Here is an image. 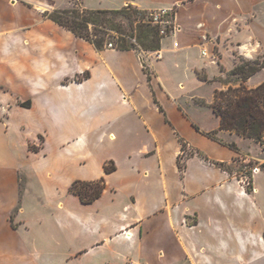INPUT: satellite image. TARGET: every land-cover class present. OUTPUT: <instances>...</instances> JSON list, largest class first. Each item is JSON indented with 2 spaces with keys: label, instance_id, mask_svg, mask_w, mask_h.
Here are the masks:
<instances>
[{
  "label": "crops",
  "instance_id": "obj_1",
  "mask_svg": "<svg viewBox=\"0 0 264 264\" xmlns=\"http://www.w3.org/2000/svg\"><path fill=\"white\" fill-rule=\"evenodd\" d=\"M78 1L173 8L175 30L144 64L43 15L69 0H0V264H264L263 230L231 216L252 197L235 176L244 138L210 134L220 119L198 76L213 75L202 50L217 39L246 58L264 47V0ZM100 177L90 203L69 191Z\"/></svg>",
  "mask_w": 264,
  "mask_h": 264
},
{
  "label": "trees",
  "instance_id": "obj_2",
  "mask_svg": "<svg viewBox=\"0 0 264 264\" xmlns=\"http://www.w3.org/2000/svg\"><path fill=\"white\" fill-rule=\"evenodd\" d=\"M43 15L69 29L76 36L87 39L98 49L105 45L108 34L106 28L120 29L123 22L130 31L117 36L115 41L117 48L137 49V44L145 50L160 48L162 36L159 35L157 27L147 21L148 11L130 4L116 9H92L73 2L71 7L46 10ZM132 38L136 43L131 41ZM262 68H264V58H240L228 71V74L233 76L234 83L229 84L225 89H215L213 100L209 105L220 119L219 130L233 131L244 138L262 143L264 140V80L250 88L244 84ZM144 69L149 76L148 67L144 65ZM198 76L207 80L205 75L198 73ZM200 102L204 103L203 100ZM20 104L29 106L30 101H22ZM226 144L236 147L234 142H226ZM179 158L178 166L181 169L183 164ZM203 159L221 167H227L224 162L213 161L207 157ZM114 168L111 161L104 164L106 173L113 171ZM104 188V178L100 177L89 181L75 180L70 185L69 191L77 195L82 203H90L101 195Z\"/></svg>",
  "mask_w": 264,
  "mask_h": 264
},
{
  "label": "rangeland",
  "instance_id": "obj_3",
  "mask_svg": "<svg viewBox=\"0 0 264 264\" xmlns=\"http://www.w3.org/2000/svg\"><path fill=\"white\" fill-rule=\"evenodd\" d=\"M70 4L68 7H71L73 2L80 4L78 0H69ZM149 11V10H147ZM108 32L106 36L105 45L107 42H113V45L116 46V38L119 35H122L126 32H129V28L125 25V22L122 23L120 29L119 28H106ZM125 31V32H123ZM217 44H215L210 49L204 48L206 50V54H202V57L205 58L206 66L213 67V75L210 76L205 69L199 70L198 73L200 75H205L207 80H204L208 83V87L213 89H225L229 84H233V76L228 74V71L239 61L240 58L244 59H253V58H264V47H261L257 44L256 41H253L254 47L249 46V48H245L244 51L251 50L252 52H257V55L253 58H246L241 48H239L236 44L229 42L224 39H217ZM160 49V48H159ZM158 50V49H157ZM151 54V57L157 58L154 56V52L156 50H147ZM223 56V57H222ZM159 58V57H158ZM264 80V68L260 71L252 75L248 78L244 84L248 87L250 83L253 82H261ZM198 102L201 100L204 101L203 104H207V102L203 98L196 99ZM223 131V132H222ZM212 130L210 134L213 136L223 139L226 142H231L230 136L228 133H235L229 130ZM219 133V134H218ZM237 134V133H236ZM239 135V134H238ZM244 138V137H243ZM38 144H41L40 139L38 140ZM242 148L244 149V153L241 157L236 160L235 164V176L236 182L239 186H242L246 193L250 194L252 197L250 200H247V207L245 210L239 211L237 208L232 211V218L235 219V224L244 223L245 226H249L251 230H263L261 233L262 238L264 239V140L262 143L255 142L252 139L244 138L241 143ZM32 148L36 147L34 144H30ZM17 152V151H16ZM19 152V151H18ZM186 152H191L190 150H186ZM244 179L243 181H240ZM254 202V204H252ZM239 217H242L241 219ZM220 235V232H219ZM219 240V241H218ZM215 243H220L219 237L214 240ZM252 249H259L257 237H252L251 239ZM253 251V250H252ZM253 258V254L250 256ZM226 257L222 255H218L217 261L219 264L223 263ZM113 264V263H111ZM114 264H124V262L116 261Z\"/></svg>",
  "mask_w": 264,
  "mask_h": 264
},
{
  "label": "built area",
  "instance_id": "obj_4",
  "mask_svg": "<svg viewBox=\"0 0 264 264\" xmlns=\"http://www.w3.org/2000/svg\"><path fill=\"white\" fill-rule=\"evenodd\" d=\"M147 21L155 25L158 29V33L160 36L164 35H170L174 32L175 30V23H174V9L173 8H168V7H161V8H156L148 11L147 15ZM132 42L136 43L135 39H131ZM174 45H177V42H174ZM107 47H115L113 45V42L109 41L106 43ZM138 48L136 49L139 53V58L142 62L147 61L148 57L150 56L149 51L142 49L138 44ZM202 54H206V50H202ZM155 57H160V51L156 50L154 52ZM240 181H244V179H241ZM128 264H137L134 261H129Z\"/></svg>",
  "mask_w": 264,
  "mask_h": 264
}]
</instances>
